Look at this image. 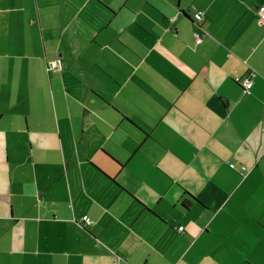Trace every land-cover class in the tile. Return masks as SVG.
I'll use <instances>...</instances> for the list:
<instances>
[{
    "label": "crops",
    "instance_id": "obj_1",
    "mask_svg": "<svg viewBox=\"0 0 264 264\" xmlns=\"http://www.w3.org/2000/svg\"><path fill=\"white\" fill-rule=\"evenodd\" d=\"M263 5L0 0V264H264Z\"/></svg>",
    "mask_w": 264,
    "mask_h": 264
},
{
    "label": "built area",
    "instance_id": "obj_2",
    "mask_svg": "<svg viewBox=\"0 0 264 264\" xmlns=\"http://www.w3.org/2000/svg\"><path fill=\"white\" fill-rule=\"evenodd\" d=\"M258 12H259V16H260V21L264 22V5L260 6L258 8ZM196 19H201L202 17V12L198 11L195 14ZM203 39V35L196 33V43L199 44L202 42ZM49 70H53V71H59L61 70L62 64L60 59H55V60H51L49 62ZM236 82H238L240 85L243 86V88H245L246 90H249L250 87L253 84V81L251 80V78L249 77H242V76H236L235 77ZM82 220L86 223V224H91L93 223V220L91 219V217L88 214H85L82 216ZM183 229V226H180V230Z\"/></svg>",
    "mask_w": 264,
    "mask_h": 264
},
{
    "label": "trees",
    "instance_id": "obj_3",
    "mask_svg": "<svg viewBox=\"0 0 264 264\" xmlns=\"http://www.w3.org/2000/svg\"><path fill=\"white\" fill-rule=\"evenodd\" d=\"M50 62V61H49ZM49 62L47 63V65L49 66ZM47 66V67H48ZM48 70H49V67H48ZM50 72H52L53 70H49ZM54 72V71H53ZM188 193V192H187ZM83 221V220H82Z\"/></svg>",
    "mask_w": 264,
    "mask_h": 264
}]
</instances>
